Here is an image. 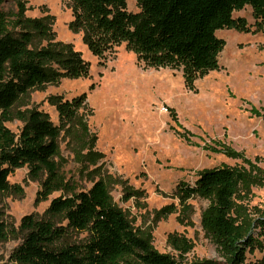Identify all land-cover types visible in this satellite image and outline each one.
I'll return each instance as SVG.
<instances>
[{"label":"rangeland","instance_id":"rangeland-1","mask_svg":"<svg viewBox=\"0 0 264 264\" xmlns=\"http://www.w3.org/2000/svg\"><path fill=\"white\" fill-rule=\"evenodd\" d=\"M21 1L25 17L44 19L54 42L71 45L89 65L86 75L31 89L13 106L14 112L39 110L60 127L54 159L66 180L78 190L104 181L113 204L156 251L182 264H226L200 225L208 201L198 196L183 200L176 187L194 184L203 169L233 168L242 181L232 215L256 239L242 264H264V24L254 31L251 8L233 13L245 18L250 32H215L225 41L218 68L198 78L190 90L181 70L146 66L125 42L93 55L81 33L68 27L69 0ZM4 6L16 11L14 2ZM127 9L140 10L136 0H127ZM82 94L80 114L89 131L85 137L61 127L54 104ZM6 125L18 133L22 122L12 119ZM8 180L22 193H0V219L15 227L25 214L43 215L50 200L61 194L37 199L40 182L30 177L26 165ZM179 240L187 242V252L175 246ZM19 242L0 241V264H11Z\"/></svg>","mask_w":264,"mask_h":264},{"label":"trees","instance_id":"trees-1","mask_svg":"<svg viewBox=\"0 0 264 264\" xmlns=\"http://www.w3.org/2000/svg\"><path fill=\"white\" fill-rule=\"evenodd\" d=\"M14 2L16 11L6 9ZM74 33L95 56L121 42L139 61L151 67L179 69L184 85L194 90L195 81L218 68L225 41L218 29L250 32L244 17L233 13L249 6L255 32L264 24V0H136L140 10L127 9V0H69ZM21 0H0V193L21 194L9 175L24 165L40 182L37 199L53 197L43 215L25 214L19 224L0 219V241L20 238L10 254L11 264H182L153 249L132 228L121 209L112 202L109 189L97 180L87 190H78L60 173L55 156L60 127L39 110L13 111L16 101L31 89L61 77L86 75L89 70L81 52L69 44L54 42L44 19L27 18ZM85 95L55 100L61 127L88 136L80 114ZM18 119L14 133L6 122ZM242 174L220 166L203 169L194 184L180 182L182 199L198 196L208 201L200 225L226 264H242L247 249L255 243L232 215L234 196ZM166 211L168 209L164 208ZM264 225V216L260 218ZM80 234L84 238L78 239ZM177 246L188 251L187 242Z\"/></svg>","mask_w":264,"mask_h":264}]
</instances>
